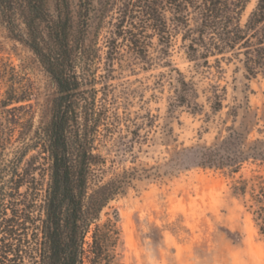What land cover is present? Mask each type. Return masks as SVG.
<instances>
[{"label": "trees", "instance_id": "1", "mask_svg": "<svg viewBox=\"0 0 264 264\" xmlns=\"http://www.w3.org/2000/svg\"><path fill=\"white\" fill-rule=\"evenodd\" d=\"M250 1L0 0V39L26 49L53 89L40 104L30 65L17 70L0 57V264H107L117 233L112 219L99 224L101 213L135 181L193 168L235 174L246 163L264 170V136L250 141L230 108L233 124L211 145L174 146L162 165L115 171L126 161L135 166L151 134L171 146L169 123L179 111L204 109L195 84L175 69L162 124L149 112L119 113L109 85L114 66H170L180 36L189 61L243 56L247 79L264 74V0L240 24ZM223 101L215 89L206 98L213 114Z\"/></svg>", "mask_w": 264, "mask_h": 264}, {"label": "rangeland", "instance_id": "2", "mask_svg": "<svg viewBox=\"0 0 264 264\" xmlns=\"http://www.w3.org/2000/svg\"><path fill=\"white\" fill-rule=\"evenodd\" d=\"M255 7L256 0L246 5L241 25ZM107 31L103 29L100 45ZM0 48V57L17 70L21 65H30L27 76L38 89V102L45 103L53 89L31 54L19 44L1 39ZM240 59L243 56L238 59L225 54L224 58H209L207 64L203 60L189 61L178 36L167 58L170 66L143 69L141 64L129 62L120 69L115 65L109 85L119 113L125 109L134 118L149 112L162 124L171 95L169 78L176 77L175 69L195 84L204 109L199 116L179 111L169 123L173 130L171 146L164 145L159 133L151 134L154 142L143 145L135 166L126 161L116 164L115 171L162 165L174 146L183 149L211 145L220 132L224 134V127L233 124L226 117L230 108H238L236 129H246L250 141L262 138L264 74L247 79ZM4 89L3 85L0 94ZM214 89L224 94L222 110L215 114L206 102ZM259 176L264 178V170L246 163L235 174L193 168L159 180L135 181L101 213L99 224L110 218L117 233L107 264H264V196L260 189L263 186L264 190V180L256 179ZM243 187L244 193L235 190Z\"/></svg>", "mask_w": 264, "mask_h": 264}]
</instances>
